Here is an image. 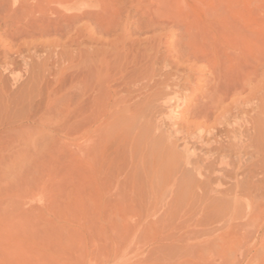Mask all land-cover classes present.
<instances>
[{"label": "bare ground", "instance_id": "1", "mask_svg": "<svg viewBox=\"0 0 264 264\" xmlns=\"http://www.w3.org/2000/svg\"><path fill=\"white\" fill-rule=\"evenodd\" d=\"M75 4L59 2V12L54 1H0V130H64L93 185L112 179L120 195L161 207L164 225L176 214L182 225L252 223L264 207V57L249 63L187 11L169 16L161 6L108 39L101 16L87 23ZM173 27L177 39L165 44ZM16 109L27 114L14 119Z\"/></svg>", "mask_w": 264, "mask_h": 264}, {"label": "rangeland", "instance_id": "2", "mask_svg": "<svg viewBox=\"0 0 264 264\" xmlns=\"http://www.w3.org/2000/svg\"><path fill=\"white\" fill-rule=\"evenodd\" d=\"M42 1H54L59 12V2L75 1L76 12L85 11L87 23L93 24L95 17L101 16L108 39L117 37L119 29H133L140 11L150 6H156L154 10L161 6L156 11L169 16L187 11L188 21L206 29L213 41L227 50L244 52L249 63L264 57V0ZM4 30L0 28V35ZM178 32V28H170L163 36L165 44L174 42ZM15 60L20 71L23 62ZM206 79L207 74H202L199 82ZM200 94L198 91L195 96ZM191 106L181 111L185 113ZM59 108L57 104L52 117L48 115L50 126H58ZM19 110L14 119L27 114ZM22 129L12 133L6 128L0 130L9 133H0L4 135L0 137V264H264V243L260 241L264 207L249 224L219 220L188 221L189 225L175 221L176 213L184 211L178 207L172 212L174 218L165 216L175 224L168 221L172 226L164 225V217L158 215L162 214L161 207H156L159 212L151 201L143 199L148 207L144 212L140 200L137 204V198L120 195L114 189L112 179L93 185L96 181L83 159L73 154L64 130L31 125ZM155 211L159 212L156 217L151 214ZM152 216L160 221L153 223ZM257 229L260 235L255 237Z\"/></svg>", "mask_w": 264, "mask_h": 264}]
</instances>
